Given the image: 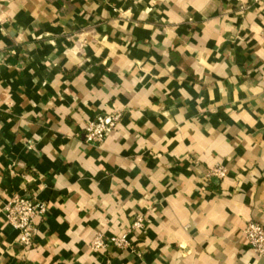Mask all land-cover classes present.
Wrapping results in <instances>:
<instances>
[{"label": "crops", "instance_id": "crops-1", "mask_svg": "<svg viewBox=\"0 0 264 264\" xmlns=\"http://www.w3.org/2000/svg\"><path fill=\"white\" fill-rule=\"evenodd\" d=\"M259 2L0 0V264H264ZM15 195L46 205L29 249Z\"/></svg>", "mask_w": 264, "mask_h": 264}, {"label": "built area", "instance_id": "built-area-1", "mask_svg": "<svg viewBox=\"0 0 264 264\" xmlns=\"http://www.w3.org/2000/svg\"><path fill=\"white\" fill-rule=\"evenodd\" d=\"M264 6V0H260ZM264 39V29H263ZM120 115L113 113L108 117H99L90 121L85 126V141L88 144H99L104 141L118 125ZM216 177H224L223 169H215L210 173ZM46 205L34 196L15 195L7 204L5 211L11 225L19 232V243L25 249L33 246L37 233V224L46 213ZM144 226V218L138 215L132 224V229H140ZM245 238L252 250L260 257L264 256V224L250 221L245 230ZM128 241L126 236L112 238L109 242L101 236L95 238L92 247L96 250H105L110 244L117 247H125Z\"/></svg>", "mask_w": 264, "mask_h": 264}]
</instances>
